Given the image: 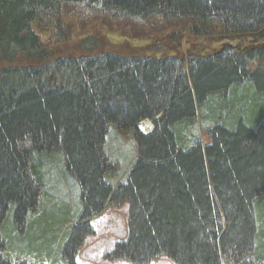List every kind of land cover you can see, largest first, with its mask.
I'll return each mask as SVG.
<instances>
[{
  "label": "trees",
  "instance_id": "trees-1",
  "mask_svg": "<svg viewBox=\"0 0 264 264\" xmlns=\"http://www.w3.org/2000/svg\"><path fill=\"white\" fill-rule=\"evenodd\" d=\"M97 18L167 25L154 49L180 56L100 53L96 35L55 56ZM186 36L253 44L195 53ZM111 129L138 139L116 189ZM125 203L113 262L264 264V0H0V264H78L91 222Z\"/></svg>",
  "mask_w": 264,
  "mask_h": 264
},
{
  "label": "rangeland",
  "instance_id": "rangeland-1",
  "mask_svg": "<svg viewBox=\"0 0 264 264\" xmlns=\"http://www.w3.org/2000/svg\"><path fill=\"white\" fill-rule=\"evenodd\" d=\"M156 30H158V33L150 34L142 30L145 35H140L142 32L127 29L112 21L97 18L90 22V24L82 23L78 28H74L73 34L70 35L68 40L54 47L56 50L55 56H57V58L60 56L71 58L69 56L85 54V52L80 49V43L86 36L96 35L100 41V49L98 51L100 53H115V55L119 54V56L130 58L163 59L166 56L179 57L180 53H175L173 51L162 52L154 49L156 48L155 42L163 43L166 35L173 29L165 25L157 27ZM42 34L44 41H46L48 37L47 32H42ZM224 44L248 46L252 45L253 42L244 43L240 39L223 40L220 38L197 40L192 36H186L178 46L182 47V51L190 48V51L196 53V51H207V48H210V50L218 49ZM247 93L245 89H237L232 95L235 99H249L248 101L251 104L253 92L251 93L249 90ZM154 126V123L150 119H147L140 124L139 129L142 133L147 135L152 132ZM203 140L205 145L208 144V140L204 135ZM137 144L138 139L133 133L111 129L107 134L105 150L111 161L118 165L116 170L120 169L121 171L120 174L113 178L115 181V183H113L115 189L120 183L126 181L130 168L138 158ZM58 198L60 199V197L55 198L56 203L60 202ZM72 206L71 202V207ZM128 208L129 203H125L121 208H109L105 216L93 221L92 225L96 234L87 238L84 248L79 252L77 258L79 264H129L125 262H113L106 256V253L114 248L116 242H119L118 240H123L127 236ZM156 263L172 264L164 259Z\"/></svg>",
  "mask_w": 264,
  "mask_h": 264
}]
</instances>
